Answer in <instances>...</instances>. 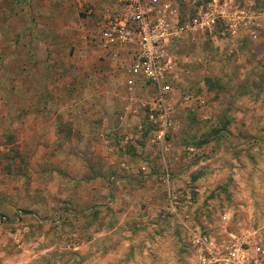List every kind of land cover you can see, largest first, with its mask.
<instances>
[{"label": "rangeland", "instance_id": "1", "mask_svg": "<svg viewBox=\"0 0 264 264\" xmlns=\"http://www.w3.org/2000/svg\"><path fill=\"white\" fill-rule=\"evenodd\" d=\"M168 1L182 15L195 12L183 0ZM206 1L197 8L212 3ZM216 9L209 31L194 32L193 41L177 46L164 115L155 107L158 91L148 83L132 89L120 82L97 84L98 103L114 109V121L126 118L124 128L109 131L117 156L109 168L63 163L32 142L30 148L0 140V264H188L195 225L219 236L225 212L232 232L242 222L252 228L264 223V0H218ZM20 11H27L23 3L0 0V94L8 86L16 37L9 28L27 26ZM107 17L99 22L101 33ZM203 80L210 90L223 89L224 98L214 103L203 93ZM102 88L118 94L105 98ZM229 124L233 131L222 130ZM191 147L202 153L193 155ZM166 172L169 184L163 182Z\"/></svg>", "mask_w": 264, "mask_h": 264}, {"label": "crops", "instance_id": "2", "mask_svg": "<svg viewBox=\"0 0 264 264\" xmlns=\"http://www.w3.org/2000/svg\"><path fill=\"white\" fill-rule=\"evenodd\" d=\"M13 1L27 8L20 11L27 28L24 24L22 28L16 25L9 28L16 37L6 69L8 86L0 94V140H17L30 148L33 143L44 153L63 158V163L69 160L72 165L75 160L90 163L91 169L109 168L110 163H117L114 159L117 156L111 153L109 131L116 125L124 128L126 118L119 116L123 122L114 121V109L98 103L102 96L97 84H105L106 88L110 83L120 82L125 86L124 76L117 77V70L131 54L125 49L106 48L101 41L99 22L107 17L106 10H118L119 0ZM62 34L67 36L59 38ZM17 35L22 36L21 40ZM186 40L193 41L194 34ZM115 52L117 59L113 58ZM210 81L201 82L203 93L212 96L215 103L226 92L220 88L210 90L207 86ZM104 88L105 98L112 99L118 94ZM225 111L222 109L221 113ZM223 127L222 130L233 131L235 126ZM78 141L83 142L84 154L77 151ZM99 145L105 148L100 154L93 150ZM189 149L193 155L202 153L196 147ZM86 155L93 159L87 161ZM72 178L75 182L76 178ZM94 178L97 179L95 173L91 176Z\"/></svg>", "mask_w": 264, "mask_h": 264}, {"label": "built area", "instance_id": "3", "mask_svg": "<svg viewBox=\"0 0 264 264\" xmlns=\"http://www.w3.org/2000/svg\"><path fill=\"white\" fill-rule=\"evenodd\" d=\"M183 1L194 8V14L182 15L178 6L168 0H119L118 10L107 17L101 33L106 48L125 49L131 54L123 71L126 86L132 89L138 82L153 86L158 91L155 107L163 115L165 98L175 78L177 46L194 32L209 31L220 13L216 9L218 0H212L205 9L197 8L199 0ZM117 56L115 52L113 58ZM150 120L156 121L153 114ZM161 128L157 140L162 143L166 124ZM170 180L166 172L163 182L169 184ZM222 222L219 236L200 225L189 230L194 254L188 264H264V223L252 228L242 222L232 232L227 229L229 214L223 215Z\"/></svg>", "mask_w": 264, "mask_h": 264}, {"label": "trees", "instance_id": "4", "mask_svg": "<svg viewBox=\"0 0 264 264\" xmlns=\"http://www.w3.org/2000/svg\"><path fill=\"white\" fill-rule=\"evenodd\" d=\"M206 2H209V0H207ZM194 14V13H193Z\"/></svg>", "mask_w": 264, "mask_h": 264}]
</instances>
